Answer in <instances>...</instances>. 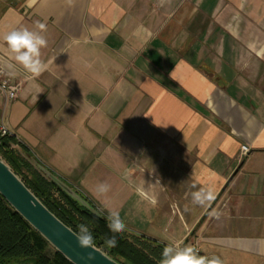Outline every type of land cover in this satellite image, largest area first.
<instances>
[{
    "label": "crops",
    "instance_id": "0c3cea01",
    "mask_svg": "<svg viewBox=\"0 0 264 264\" xmlns=\"http://www.w3.org/2000/svg\"><path fill=\"white\" fill-rule=\"evenodd\" d=\"M37 23L48 69L32 77L4 37ZM0 55L23 82L0 118L99 211L264 264V0H0ZM209 187L211 205H194Z\"/></svg>",
    "mask_w": 264,
    "mask_h": 264
},
{
    "label": "trees",
    "instance_id": "16d2710c",
    "mask_svg": "<svg viewBox=\"0 0 264 264\" xmlns=\"http://www.w3.org/2000/svg\"><path fill=\"white\" fill-rule=\"evenodd\" d=\"M0 155L29 189L62 222L78 235L79 225L88 227L94 245L121 264H161L165 244L132 233L127 229L113 233L108 227V215L73 186L49 171L16 136L0 137ZM49 170V169H48ZM59 178V182L54 179ZM67 184L93 210L85 206L61 184ZM116 237L117 244L109 248L105 240ZM0 264H72L57 252L20 214L0 195Z\"/></svg>",
    "mask_w": 264,
    "mask_h": 264
},
{
    "label": "clouds",
    "instance_id": "9594fccd",
    "mask_svg": "<svg viewBox=\"0 0 264 264\" xmlns=\"http://www.w3.org/2000/svg\"><path fill=\"white\" fill-rule=\"evenodd\" d=\"M72 0H68L71 3ZM161 6L164 0H160ZM36 27L40 32L29 30L28 28L13 30L8 33L4 40L14 54L15 61L23 67L32 77H39L48 69V63L41 59V49L47 47V39L41 33L45 31L43 23H37ZM110 190L108 184H100L97 186L99 194H106ZM137 192L143 196V188H137ZM214 189L209 187L201 189L192 194V203L201 207L210 206L215 200ZM155 204V200L151 201ZM108 227L113 233H122L126 230V223L120 217L118 212L111 211L108 215ZM80 234L77 236L80 247L94 248V237L86 225H79ZM109 248L115 247L117 240L115 235L105 240ZM161 264H224L219 257L208 258L199 255L198 251L191 247L185 246L179 248L178 246L169 244L162 253ZM94 257L90 254L89 259Z\"/></svg>",
    "mask_w": 264,
    "mask_h": 264
},
{
    "label": "water",
    "instance_id": "95a60500",
    "mask_svg": "<svg viewBox=\"0 0 264 264\" xmlns=\"http://www.w3.org/2000/svg\"><path fill=\"white\" fill-rule=\"evenodd\" d=\"M49 171L48 169L44 170L50 177H53ZM54 179L59 182L58 177H54ZM61 184L85 206L93 210V207L77 195L67 184L62 182ZM0 195L57 252L62 254L72 264H121L96 246L94 248L80 247L77 238L78 234L44 205L1 155ZM90 254L94 257L93 259H89Z\"/></svg>",
    "mask_w": 264,
    "mask_h": 264
},
{
    "label": "built area",
    "instance_id": "2783aa9c",
    "mask_svg": "<svg viewBox=\"0 0 264 264\" xmlns=\"http://www.w3.org/2000/svg\"><path fill=\"white\" fill-rule=\"evenodd\" d=\"M4 57L0 55V97H4L6 101H14L18 98L19 92L22 88V81H14L9 74L8 70L4 66ZM13 132L9 129L7 124L5 123L3 118H0V137H6V136H13ZM15 136V135H14ZM250 151V148L247 146H243L241 148V156L245 157L248 155ZM175 246H178L179 248H183L185 246H191L195 248L199 255L200 250L197 244H184L182 242L173 244Z\"/></svg>",
    "mask_w": 264,
    "mask_h": 264
}]
</instances>
